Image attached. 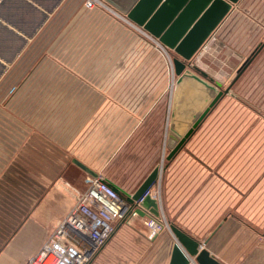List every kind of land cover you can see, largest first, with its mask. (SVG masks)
Wrapping results in <instances>:
<instances>
[{
    "label": "crops",
    "instance_id": "crops-1",
    "mask_svg": "<svg viewBox=\"0 0 264 264\" xmlns=\"http://www.w3.org/2000/svg\"><path fill=\"white\" fill-rule=\"evenodd\" d=\"M103 2L114 14L85 9L83 0H0V264H25L70 209V187L80 190L85 174L73 160L104 174L113 112L145 117L158 104L157 93L125 104L114 96L139 94L97 88L114 65L132 62V49L151 46L170 63L176 57ZM239 6L261 13L264 0H238L230 11ZM17 176L25 177L21 187ZM17 190L25 207L18 214ZM237 222L221 220L203 248L219 264H264V232L259 237ZM172 246L169 234L149 239L116 223L88 264H169Z\"/></svg>",
    "mask_w": 264,
    "mask_h": 264
},
{
    "label": "rangeland",
    "instance_id": "rangeland-1",
    "mask_svg": "<svg viewBox=\"0 0 264 264\" xmlns=\"http://www.w3.org/2000/svg\"><path fill=\"white\" fill-rule=\"evenodd\" d=\"M262 43L264 11L252 13L241 6L228 12L209 34L188 64L192 70L204 72L211 83H220V91L228 90L169 160L177 143L169 136L177 76L167 54L151 46L132 49L127 53L132 62L114 65L111 76L107 74L106 80L97 84L101 89L111 87L139 94L114 96L122 103L151 100L152 94L159 95L154 111L145 117L137 110L129 111L127 118L113 112L116 119L111 127V160L103 176L131 195L142 179L159 167L150 196L157 201L158 219L163 226L157 235L169 234L173 246L177 242L171 226L190 237L192 234L200 243L210 238L224 218L239 221L240 227L257 236L264 232V45L233 83ZM86 176L85 173L80 190L85 188ZM24 179L16 177L17 187ZM23 194L17 190V214L25 210L24 205L19 206ZM130 219L129 224L117 223L146 231L149 239L157 237H150L149 216H140L134 209Z\"/></svg>",
    "mask_w": 264,
    "mask_h": 264
},
{
    "label": "water",
    "instance_id": "water-1",
    "mask_svg": "<svg viewBox=\"0 0 264 264\" xmlns=\"http://www.w3.org/2000/svg\"><path fill=\"white\" fill-rule=\"evenodd\" d=\"M103 1L125 13L130 20L143 27V29L157 38L163 46L176 55L172 59L173 71L175 76H177V81L169 136L172 140H177V143L167 157L169 160L198 127L210 108L228 90L227 88L224 91H220V83H211L204 72L192 70L188 62L238 0ZM135 2L136 4L133 6ZM120 4L123 6L121 7ZM263 45L264 43L246 60L238 71L233 83L239 78ZM186 100H189L188 104H186ZM198 103L202 105L198 106ZM73 163L87 175L97 176L94 171L79 161L73 160ZM159 174V167L152 169L131 195L112 183L111 186L115 192L124 195L127 202L131 204L142 198L140 206L148 210L152 216L158 217L157 201L146 192L155 183ZM135 212L140 216L145 214L141 209H136ZM171 230L177 244L172 248L169 264H191L192 261L197 264H219L203 248L204 244L174 226H171Z\"/></svg>",
    "mask_w": 264,
    "mask_h": 264
},
{
    "label": "built area",
    "instance_id": "built-area-1",
    "mask_svg": "<svg viewBox=\"0 0 264 264\" xmlns=\"http://www.w3.org/2000/svg\"><path fill=\"white\" fill-rule=\"evenodd\" d=\"M83 6L112 12L102 0H83ZM84 183L82 190L70 187V209L25 264H87L105 245L115 223L129 224L133 210H142V198L133 204L127 202L101 174L87 175ZM146 193L150 196V189ZM144 215L150 217V237L160 233L163 226L158 217L153 218L148 212Z\"/></svg>",
    "mask_w": 264,
    "mask_h": 264
},
{
    "label": "bare ground",
    "instance_id": "bare-ground-1",
    "mask_svg": "<svg viewBox=\"0 0 264 264\" xmlns=\"http://www.w3.org/2000/svg\"><path fill=\"white\" fill-rule=\"evenodd\" d=\"M130 195V194H129ZM142 208V207H141ZM148 211V210H147Z\"/></svg>",
    "mask_w": 264,
    "mask_h": 264
}]
</instances>
